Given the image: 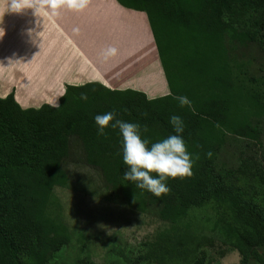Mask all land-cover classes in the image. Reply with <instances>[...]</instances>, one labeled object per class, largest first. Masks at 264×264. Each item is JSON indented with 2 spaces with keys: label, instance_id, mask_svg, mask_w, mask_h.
Here are the masks:
<instances>
[{
  "label": "trees",
  "instance_id": "trees-1",
  "mask_svg": "<svg viewBox=\"0 0 264 264\" xmlns=\"http://www.w3.org/2000/svg\"><path fill=\"white\" fill-rule=\"evenodd\" d=\"M117 1L146 14L169 93L150 98L88 81L67 84L58 106L39 108H23L14 92L0 95V264H51L70 245L55 188L69 184L64 162L73 139L115 195L173 225L174 234L148 244L150 264H207L204 249L196 255L189 241L179 244V232L192 211L208 205L218 215L212 233L243 256L236 264H264V61L252 72L245 59L255 49L264 58V0ZM154 52L150 47L146 66L159 75ZM161 76L155 88L164 89ZM174 96H186L191 106L180 107ZM113 111L146 128L152 143L175 134L169 118L180 116L192 175L169 178V192L159 197L125 180L119 130L98 135L94 121ZM243 140L236 159L226 156Z\"/></svg>",
  "mask_w": 264,
  "mask_h": 264
},
{
  "label": "rangeland",
  "instance_id": "rangeland-1",
  "mask_svg": "<svg viewBox=\"0 0 264 264\" xmlns=\"http://www.w3.org/2000/svg\"><path fill=\"white\" fill-rule=\"evenodd\" d=\"M43 12L52 13L50 9ZM56 16L63 27V29L60 27V32L67 38L69 37L67 34L72 37V40H69L70 45L73 51L77 52L79 62H86V58L92 59L93 62V66L87 63L86 67L83 66V70L77 74L74 80L78 84L90 81L87 71H93L96 76L97 74L101 76L103 73L104 78L107 75L112 81L135 78L141 73L144 75L142 79H145L147 70L143 69L144 67L132 63V65L123 64L113 57L105 60L101 54L94 53L93 45L108 40L109 36L102 38L103 34L89 18H86V15L62 8ZM34 51L38 52V49ZM58 58V54L53 50L47 56V63L55 62ZM245 59L252 60V72H258L264 61L256 49L248 51ZM156 63L158 68V60ZM148 69H150L148 82H154L148 90L149 96L157 95L158 91L168 93V84L163 80L162 72L159 71L157 75L153 66ZM72 71L74 72L73 69ZM158 76L164 81V89L155 88ZM67 80L62 81L65 84H74L67 83ZM148 82L140 80V84H137L146 86ZM245 143L243 140L237 142L240 146L232 145L226 151V156L236 159L239 148H244ZM261 154L264 156V152L259 153V156ZM64 165L69 172L70 181L66 187H56L55 196L61 205L63 220L72 232V241L70 245L56 253L51 264H77L82 258H87L96 264H150L148 244L157 240L161 233L174 234L173 225L161 220L153 212H140L129 207L120 195H115L106 186L101 173L84 162L82 147L75 139L72 140L71 154ZM217 216L216 210L210 205L192 211L191 215L180 223L183 226L181 232L176 231L183 234L179 244L189 241L196 255L204 249L207 264L240 263L243 256L239 250L212 233L211 226ZM191 262L193 259L187 262L168 260L164 264H191ZM153 264L161 263L155 260Z\"/></svg>",
  "mask_w": 264,
  "mask_h": 264
},
{
  "label": "crops",
  "instance_id": "crops-1",
  "mask_svg": "<svg viewBox=\"0 0 264 264\" xmlns=\"http://www.w3.org/2000/svg\"><path fill=\"white\" fill-rule=\"evenodd\" d=\"M10 3L11 0H0V32H3L0 36V95L6 97L14 92L17 102L23 108H39L44 103L58 106L67 85L62 80L71 79L66 82L78 84L74 79L87 63L93 66L92 59L86 58V62H79L77 52L73 51L70 45L69 40H72V37L67 34L69 36L67 38L60 32V27L62 29L63 27L56 15L49 12L47 14L43 10L35 15L34 10L30 8L22 12L12 11ZM63 9L75 11L67 7ZM75 12L86 15V18H89L103 34L102 38L109 36L108 40L93 45L96 55H102L108 47H115L118 49V54L113 57L116 61L120 60V63L127 65L132 63L147 70L145 79H142L141 73L135 78L114 81L107 75L104 78L103 73L96 76L93 71H87L90 81H100L115 89L141 90L149 96L148 90L154 82H148L150 69L145 66L147 64L145 56H148V51L152 47L158 60V70L162 72L163 80L167 82L144 12L125 9L117 0H88L86 9ZM35 49H38V52L34 51ZM53 50L59 58L48 64L47 56ZM140 80L147 81V86L138 85ZM157 93L153 97L167 94L166 91Z\"/></svg>",
  "mask_w": 264,
  "mask_h": 264
},
{
  "label": "clouds",
  "instance_id": "clouds-1",
  "mask_svg": "<svg viewBox=\"0 0 264 264\" xmlns=\"http://www.w3.org/2000/svg\"><path fill=\"white\" fill-rule=\"evenodd\" d=\"M67 7L75 11H83L88 7V0H11L10 10L22 12L33 9L34 14L40 10L50 9L53 15H59V10ZM3 32H0V36ZM118 54V49L108 47L102 53L105 60ZM180 107L191 106L186 96H174ZM82 99H87L82 96ZM97 134L105 135V129L119 130L122 137V159L127 166L123 173L124 179L132 182L136 188L147 190L159 197L169 192L167 181L192 175L193 160L187 151L183 138L184 122L180 116L172 115L169 118L175 134L152 143L145 136L146 128L142 129L139 123L116 119L115 112L97 114L94 117ZM211 153H209V156Z\"/></svg>",
  "mask_w": 264,
  "mask_h": 264
},
{
  "label": "water",
  "instance_id": "water-1",
  "mask_svg": "<svg viewBox=\"0 0 264 264\" xmlns=\"http://www.w3.org/2000/svg\"><path fill=\"white\" fill-rule=\"evenodd\" d=\"M121 7L125 8V9H128V8L122 6V5H121ZM128 10H133V9H128ZM133 11H134V12H140V11H136V10H133Z\"/></svg>",
  "mask_w": 264,
  "mask_h": 264
}]
</instances>
